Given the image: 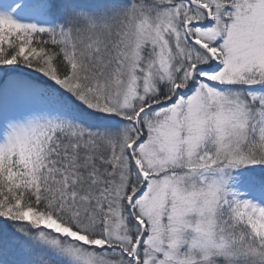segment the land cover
<instances>
[{"label": "snow or ice", "instance_id": "1", "mask_svg": "<svg viewBox=\"0 0 264 264\" xmlns=\"http://www.w3.org/2000/svg\"><path fill=\"white\" fill-rule=\"evenodd\" d=\"M0 264H264V0H0Z\"/></svg>", "mask_w": 264, "mask_h": 264}]
</instances>
